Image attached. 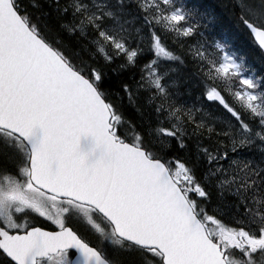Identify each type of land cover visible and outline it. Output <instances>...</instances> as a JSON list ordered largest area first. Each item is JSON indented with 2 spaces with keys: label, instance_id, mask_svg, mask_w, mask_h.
<instances>
[{
  "label": "snow or ice",
  "instance_id": "6c2138e0",
  "mask_svg": "<svg viewBox=\"0 0 264 264\" xmlns=\"http://www.w3.org/2000/svg\"><path fill=\"white\" fill-rule=\"evenodd\" d=\"M0 264H264V0H0Z\"/></svg>",
  "mask_w": 264,
  "mask_h": 264
},
{
  "label": "trees",
  "instance_id": "16d2710c",
  "mask_svg": "<svg viewBox=\"0 0 264 264\" xmlns=\"http://www.w3.org/2000/svg\"><path fill=\"white\" fill-rule=\"evenodd\" d=\"M251 59V58H250ZM216 106L214 105V108H215Z\"/></svg>",
  "mask_w": 264,
  "mask_h": 264
}]
</instances>
